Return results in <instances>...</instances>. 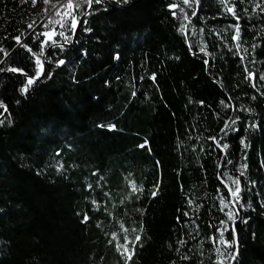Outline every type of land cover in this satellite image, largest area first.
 <instances>
[{"label": "trees", "instance_id": "trees-1", "mask_svg": "<svg viewBox=\"0 0 264 264\" xmlns=\"http://www.w3.org/2000/svg\"><path fill=\"white\" fill-rule=\"evenodd\" d=\"M114 1L92 6L68 48L45 49L44 78L22 93L43 40L28 24L46 5L0 0V264H124L118 221L144 229L131 264H215L222 196L247 220L234 264H264V0H231L239 20L220 0ZM173 3L196 12L188 44ZM227 176L241 181L237 210Z\"/></svg>", "mask_w": 264, "mask_h": 264}, {"label": "snow or ice", "instance_id": "snow-or-ice-1", "mask_svg": "<svg viewBox=\"0 0 264 264\" xmlns=\"http://www.w3.org/2000/svg\"><path fill=\"white\" fill-rule=\"evenodd\" d=\"M38 0H31V5L32 7H35L37 4ZM42 2L46 5L44 9H42V12L47 14L50 10H54L53 15L54 17H59L60 19H53L49 18L48 22L43 25L45 29H48L47 31L36 33V38L39 39L40 36L46 37V40H44L41 43L40 51L39 53H32L33 56H35V62L38 66V71L36 73L35 77H29L27 79V85L21 89L22 93H27L29 91V87L33 85L38 79L42 73H44V65L43 62L41 61V57L45 55L44 53V46L48 45L50 47H57L59 46V42L54 39L56 35H59L61 37H64L65 40L67 41L69 38L65 36L64 31H59L57 32V29L55 27L49 29L50 24H55L58 25L59 28L61 29H67L72 31L73 34H75L76 28L81 24L80 21V16L77 15V13H80V10L86 5L87 8L91 9L93 4H102L103 0H42ZM125 3L128 2V0H124ZM222 4L225 5V10L227 13L232 14L237 20H239V16L236 15L235 11V6L234 4L232 6H229L231 4V0H220ZM28 3V0H21V4ZM182 3L184 5L191 6L192 4H199V0H182ZM169 9L172 11V15L175 17L177 16V12L174 11L175 9H179L181 13H183V19L191 22V18L188 16V14L184 11L183 8L180 7L179 3H173L170 4ZM259 7V5L257 6ZM264 10V9H262ZM81 15H90V12H83L80 13ZM192 15L195 16L196 12L193 10ZM35 21L32 23L28 24V28L34 29ZM83 23H87L86 20L83 21ZM187 26L184 24H181L180 31H184ZM90 31V29H87ZM240 38V26L237 23L235 25V35H233L232 39L233 40H238ZM15 41L17 44H21L22 47L26 48L29 52H32L31 48H28L26 44H22L21 42V37L16 36L14 37ZM239 47V45H237ZM201 52L204 51L203 48L200 49ZM245 51H247L245 49ZM0 52H4L5 55H7V52H5L4 49L0 48ZM65 63L64 60H59L58 64L63 65ZM207 64L208 62L205 61ZM8 71H11L13 73L16 72H22V69L18 68H10L7 69ZM0 71H3V69H0ZM27 75L26 73H24ZM253 74L249 73V77L251 78ZM153 80H155V76L153 75L152 77ZM262 80H264V77H261ZM253 87H255V84H253ZM255 99V97H253ZM221 103H224L221 101ZM0 107L4 108L5 111H7V107L3 105L2 102H0ZM3 121H0L2 123ZM235 123V121H233ZM229 127L228 124H225V128ZM252 127H256V125H252ZM217 147H221L223 149H227L229 146L227 144L221 145L220 142L216 139V137H211ZM144 145H141L143 147ZM227 163H232L231 160H228ZM62 167V165H61ZM247 169V165H242L241 170H240V176L245 175V170ZM222 175H227V174H222ZM127 179V178H126ZM227 180L231 181V187L228 184H225V187L228 188V193L231 198H233L237 204L240 203L242 197H241V181L239 176L238 177H232V176H227ZM223 183V179L221 180ZM89 187H91L89 185ZM128 196L126 197L127 199H131L132 196H136L137 199H139L140 195L143 194L144 189L142 185H137L134 180H129L128 181ZM155 190L152 191V196H156L157 192L159 191V184L154 185ZM105 195H108V193H105ZM227 197H221L220 198V203L223 205L221 208V211L224 210V208L229 207V203H226ZM102 202H98L95 199L92 200V204L95 206L96 210L100 209V205ZM123 203V201H122ZM191 204L192 201H189ZM241 207H244L243 204L240 205ZM235 207V205H233ZM199 208V206H198ZM197 208V210H198ZM111 215V213H109ZM185 216L188 215V213L184 214ZM227 220L226 221H221V224L223 225V228H217V232L219 233L218 237L216 235H213L209 237V240L214 244L218 245L215 247V251L218 254V259L215 262V264H225V260H229L231 262H235L238 260L239 257V241H238V236H237V228H236V221L237 219H240L241 222L247 223V220L240 218L239 217V212L236 211H229L226 213ZM89 217L85 216L84 220L87 221ZM229 222H231V226H229ZM119 227L117 231H113L110 233V239L109 243L113 244V246L116 248V251L120 254L122 258H124V264H131L133 260V256L135 255L136 248L139 245V247H143L142 241V234L144 232L143 226L137 229H129L125 226L123 222L118 221L117 222ZM133 232L136 233L132 239L129 238V233ZM226 233H230L231 238L226 237ZM122 237V240H121ZM181 245L185 243V241H180L179 242ZM222 246V247H221ZM231 250V251H229ZM183 259H189V257L185 256Z\"/></svg>", "mask_w": 264, "mask_h": 264}, {"label": "built area", "instance_id": "built-area-1", "mask_svg": "<svg viewBox=\"0 0 264 264\" xmlns=\"http://www.w3.org/2000/svg\"><path fill=\"white\" fill-rule=\"evenodd\" d=\"M123 1H124V0H123ZM53 12H54V10H50V11L47 13V17L44 18L43 20L39 21V23L34 27V29L32 30V32L40 33V32H42V31L44 32V31L48 30V29H45V28L43 27V25L46 24V23L48 22L49 18L60 19L59 17H54ZM53 27H55V28L57 29V32H59V31H64V32H65V36L69 38V39L66 41L64 37H61V36H59V35H56V36L54 37V39H55L56 41L59 42V46H57V47H60V48H61L63 45H69V44H72V43L74 42L75 34H73L72 31L67 30V29H61V28H59L58 25H54V24H50V25H49V29H50V28H53ZM75 31H76V30H75ZM43 38H44V36H43ZM45 40H46V37H45ZM47 46H48V45H45V46H44V51H45V49L47 48ZM32 55H33V54H32ZM34 57H35V56H34ZM47 62H49V61H47ZM3 105H4V104H3ZM4 106H5V105H4ZM0 108H2V107H0Z\"/></svg>", "mask_w": 264, "mask_h": 264}, {"label": "water", "instance_id": "water-1", "mask_svg": "<svg viewBox=\"0 0 264 264\" xmlns=\"http://www.w3.org/2000/svg\"><path fill=\"white\" fill-rule=\"evenodd\" d=\"M106 1H109V2H112V3H114V4H116V5H119V3L118 2H116V1H114V0H106ZM94 5V4H93ZM120 6V5H119ZM92 9V8H91ZM91 9H89L88 8V11L87 12H90L91 11ZM86 16L87 15H84L81 19H80V21H81V24L78 26V28H77V33H78V31L80 30V28H81V25H82V23H83V21L85 20V18H86ZM195 16H193L192 17V19L194 18ZM191 19V20H192ZM191 23V22H190ZM189 21L187 22V24H186V28H185V30H184V37H185V40H186V42H187V44L189 43V41H188V26H189ZM52 49V47L51 48H49V50L48 51H50ZM202 55H204L205 57H207L208 58V55H206V54H202ZM209 59V58H208ZM43 62V65H44V73H42L41 74V76L38 78V79H36V81H35V83L34 84H37L38 82H40L43 78H44V76H45V74H46V70H47V68L45 67V64H44V61H42ZM209 67V63L207 64V68ZM9 72H11V71H9ZM6 73V71L5 72H2L1 74H0V78L4 75ZM13 73V72H12ZM19 72H16V73H14V74H18ZM27 79L30 77V76H27V75H24ZM7 110H8V108H7ZM6 112L7 111H4V114L0 117V120H2L3 118H4V116H5V114H6ZM224 184V187H225V184L226 183H223ZM226 188V187H225ZM227 189V191H228V188H226ZM231 198V197H230ZM231 202H232V204L233 205H235V208H236V210H237V207H236V201L233 199V198H231ZM238 221V220H237ZM236 221V222H237ZM238 236V235H237ZM231 264H234V262H231Z\"/></svg>", "mask_w": 264, "mask_h": 264}, {"label": "rangeland", "instance_id": "rangeland-1", "mask_svg": "<svg viewBox=\"0 0 264 264\" xmlns=\"http://www.w3.org/2000/svg\"><path fill=\"white\" fill-rule=\"evenodd\" d=\"M41 7H42V5H39L38 3L36 4V6L32 9L33 11H35V12H38V11H40L41 10ZM46 18V17H45ZM55 25V24H54ZM47 31V30H46ZM43 32V31H42ZM40 37H43V36H40ZM45 40V37L43 38V40H42V42ZM21 42H22V44H25V41L23 40V39H21ZM17 43V42H16ZM18 46H20V47H22V45L21 44H17ZM48 48H49V46H48ZM42 59V58H41ZM4 109V108H3ZM230 183H231V181H230ZM227 203V202H226ZM107 207V209L106 210H110V208H111V206L110 205H107L106 206ZM226 211L227 212H229V211H233V209L229 206L228 208H226ZM228 262V260H225V264H228L227 263Z\"/></svg>", "mask_w": 264, "mask_h": 264}, {"label": "bare ground", "instance_id": "bare-ground-1", "mask_svg": "<svg viewBox=\"0 0 264 264\" xmlns=\"http://www.w3.org/2000/svg\"><path fill=\"white\" fill-rule=\"evenodd\" d=\"M45 17H47V14H45ZM88 17V15L86 16V18ZM86 18H85V20H86ZM84 23H82V25H83ZM82 25H81V27H82ZM78 28V27H77ZM77 28H76V31H75V37L78 35V33H77ZM81 29V28H80ZM80 31V30H79ZM78 31V32H79ZM71 44H69V45H63L61 48L60 47H55V48H53L52 47V49L51 50H56V49H64V48H68V46H70ZM49 48H51L50 46H49ZM49 48H48V46H47V50H49ZM50 50V51H51ZM46 58H47V55H44V57L41 59V61H44V64H45V61H46ZM38 67V66H37Z\"/></svg>", "mask_w": 264, "mask_h": 264}]
</instances>
